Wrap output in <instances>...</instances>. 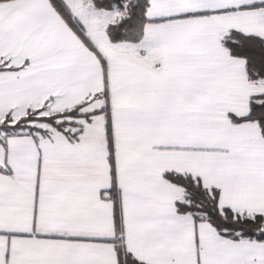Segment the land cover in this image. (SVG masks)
Listing matches in <instances>:
<instances>
[{"label":"snow or ice","instance_id":"snow-or-ice-1","mask_svg":"<svg viewBox=\"0 0 264 264\" xmlns=\"http://www.w3.org/2000/svg\"><path fill=\"white\" fill-rule=\"evenodd\" d=\"M0 264H264V0H0Z\"/></svg>","mask_w":264,"mask_h":264}]
</instances>
